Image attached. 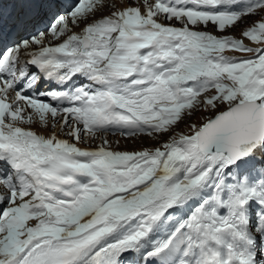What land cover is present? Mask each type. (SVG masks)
<instances>
[{"label":"snow or ice","instance_id":"obj_1","mask_svg":"<svg viewBox=\"0 0 264 264\" xmlns=\"http://www.w3.org/2000/svg\"><path fill=\"white\" fill-rule=\"evenodd\" d=\"M104 6L0 0V264H264V0Z\"/></svg>","mask_w":264,"mask_h":264},{"label":"bare ground","instance_id":"obj_2","mask_svg":"<svg viewBox=\"0 0 264 264\" xmlns=\"http://www.w3.org/2000/svg\"><path fill=\"white\" fill-rule=\"evenodd\" d=\"M110 3H114V4L116 5L117 8H123V7H126V6L129 5L130 0H104V4H105V6L103 7L102 11H98V12L96 13V18H99L101 15H107V14H109L112 10H114V9H112V8H110V7L108 6ZM91 19H92V17L89 18V20H91ZM82 27H83V23H81L80 27H73V31H79ZM209 30H212V28H209ZM53 42L55 43L56 41H53ZM245 43H249V41L245 40ZM182 124H183V123H182ZM31 126H32V127L38 132V133H43V134L47 135L48 132H49V129H45V128L41 127L40 124H39L38 122H37V123H34V124L31 125ZM180 126H182V125H180ZM182 130H183V132H185V133L187 132L186 129H182ZM107 138H108L109 141L112 143L113 148L117 147V145H118V146H126V144H130V143H131V145H132V144H135V145L133 146L132 149H127V151H132V150H139V149H141L140 146L142 145L143 142H148L149 144H148L147 146H152V145L154 144V142H152V140H149L147 137H140V138H138V139L124 138V137H121V136L119 135V133H117V134H113V136H112L111 133H109V134L107 135ZM116 141H119V143L117 144ZM97 142H99V141H97ZM80 146H81V147H84V146H86V145L81 144ZM115 149H116V150H119L118 147L115 148ZM122 151H124V150H122Z\"/></svg>","mask_w":264,"mask_h":264},{"label":"rangeland","instance_id":"obj_3","mask_svg":"<svg viewBox=\"0 0 264 264\" xmlns=\"http://www.w3.org/2000/svg\"><path fill=\"white\" fill-rule=\"evenodd\" d=\"M257 17H251V18H246V23L250 22L252 19H256ZM246 25L245 24H240L239 26H237L235 29L231 30L229 33L227 34H232V35H235L237 37H239L240 35V31L242 28H244ZM209 28H212V26L210 25ZM213 30V29H212ZM219 34V33H217ZM208 115H211V113L209 112H206L204 110H199V111H196L189 119H186L184 122H181L177 128V131H183L182 129H186L188 133V124H191V123H196V124H200L203 122V118L208 116ZM183 123V124H182ZM182 125V126H180ZM98 141V140H97ZM95 142V143H98V142ZM154 142V141H152ZM155 143V142H154ZM94 144V143H93ZM149 143L148 142H143L142 145L140 146L141 148L142 147H145L147 146ZM135 144H126V146H118L117 147L119 148V150H127V149H132L133 146ZM115 147V148H117ZM114 148V149H115Z\"/></svg>","mask_w":264,"mask_h":264}]
</instances>
